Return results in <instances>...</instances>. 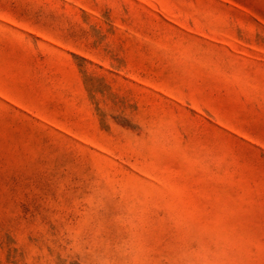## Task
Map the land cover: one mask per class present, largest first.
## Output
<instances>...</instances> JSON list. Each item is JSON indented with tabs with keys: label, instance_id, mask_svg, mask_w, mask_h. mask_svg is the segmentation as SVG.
Listing matches in <instances>:
<instances>
[{
	"label": "rangeland",
	"instance_id": "374dc122",
	"mask_svg": "<svg viewBox=\"0 0 264 264\" xmlns=\"http://www.w3.org/2000/svg\"><path fill=\"white\" fill-rule=\"evenodd\" d=\"M0 264H264V0H0Z\"/></svg>",
	"mask_w": 264,
	"mask_h": 264
}]
</instances>
